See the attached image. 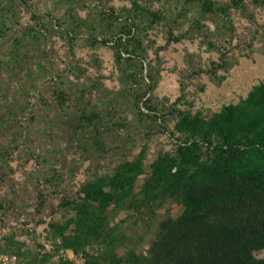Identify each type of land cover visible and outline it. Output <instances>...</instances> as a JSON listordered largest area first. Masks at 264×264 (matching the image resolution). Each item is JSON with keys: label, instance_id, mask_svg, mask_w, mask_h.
Listing matches in <instances>:
<instances>
[{"label": "trees", "instance_id": "16d2710c", "mask_svg": "<svg viewBox=\"0 0 264 264\" xmlns=\"http://www.w3.org/2000/svg\"><path fill=\"white\" fill-rule=\"evenodd\" d=\"M94 1L87 9L99 17L68 12L70 20H56L36 14L29 0H0V183L9 181L6 170L15 150L23 147L32 161L20 190L26 201L16 203L15 192L0 195V214L11 209L24 216V225L33 221L32 228L0 233V263L5 257L50 264L55 257L58 264H264V256L255 255L264 250V77L236 102L206 113L183 98L176 102L184 108L157 103V60L144 64L147 31L160 24L165 43L154 58L172 42L196 38L219 55L192 75L220 83L224 77L217 72L227 71L232 59L219 40H233L230 14L242 10L245 0H156L162 9L153 8V0L119 7ZM60 2H69L70 11L71 0ZM21 7L29 16L24 24L15 12ZM179 19L187 26L175 33ZM52 37L68 52L65 68L54 73L46 58L53 52ZM77 47L111 51L120 87L111 89L106 102L89 105L83 97L97 81L80 78ZM14 75L27 80L19 86L27 98L4 92V80ZM36 80L40 86L48 80L50 87L45 99L40 93L33 103L29 94ZM128 114L146 127L137 138L127 131ZM36 122L52 126L34 128ZM157 132H168L171 147L148 159V140ZM37 133L43 141L36 149L31 136ZM69 150L73 156L67 158ZM44 224L45 242L33 252L18 232L29 236Z\"/></svg>", "mask_w": 264, "mask_h": 264}, {"label": "rangeland", "instance_id": "374dc122", "mask_svg": "<svg viewBox=\"0 0 264 264\" xmlns=\"http://www.w3.org/2000/svg\"><path fill=\"white\" fill-rule=\"evenodd\" d=\"M19 2V0H16ZM71 8L68 11L65 6L69 2H60V0H29V7H32L36 14L47 15L50 14L56 20L69 19L68 12L73 16L80 18L87 17L91 14L94 18L99 17V12L94 9H87L88 6L92 7L94 0H71ZM129 0H111L108 5L113 7H119L121 5H128ZM160 2L153 0L152 7L162 9L163 6ZM242 10H232L230 14L231 24L233 25V31L230 33L233 35V40H226L224 37L220 38L219 43L224 46L226 51V58L230 60L229 68L227 71L219 69L217 75L223 76L224 78L220 83L216 84L211 81L207 75L202 74L200 76L192 75L193 70L200 66L203 69L210 67V61L218 60V53L216 51H207L204 46L198 43V39L193 40L187 39L177 43H170L164 50L158 53V57L154 58V51L165 43V29L160 25H156L154 28L147 31V39L145 44L148 45V56L144 64H147L150 59L152 62L157 60V66L155 62V69L158 68L156 77V88L153 92V97L157 103H162L164 106H169L175 103V106L184 108V104L176 102L177 99L183 98L182 100L193 101V109H199L206 113H213L218 111L224 104L236 102L240 97L245 96L250 87L258 83L264 77V0L262 4L255 5L252 0H245ZM3 8L0 7V12H3ZM20 21L24 24L28 21V14L26 10L21 7L16 9ZM8 14V13H7ZM70 20V19H69ZM104 21L107 18L104 17ZM180 24L175 33L180 29H184L187 26L188 21L179 19ZM205 26L209 29H213L214 25L210 21H202ZM10 23V18H9ZM173 26V25H172ZM225 40V41H224ZM79 42H82L79 41ZM51 45L53 52L46 55L47 61L52 65V72L62 70L66 66L68 54L65 44L61 39L52 37ZM77 55V65L79 66L80 76L83 81H97V85L92 89L91 93H86L83 97L90 101L88 104H98L100 101L108 100V96L111 95V89L116 90L120 87V83L116 79V69L112 63V53L106 47L97 48L96 50H87L85 47H77L75 50ZM92 54H94L92 56ZM188 55H192V58H188ZM93 58H97L95 62ZM187 58L191 67L187 66ZM43 60V59H42ZM44 63V61H43ZM145 67V66H144ZM36 69V66H32ZM147 70L144 68V74ZM70 79L75 78L72 74L67 72ZM146 75V74H145ZM15 78L12 81L4 80L3 84H6L7 89L15 91L14 95L18 100L27 98L21 92L20 85L27 86V80H23L18 75H14ZM184 85V89L181 90V86ZM34 86L37 89L31 88L29 99L33 103L39 101L40 93H43L42 99H45L50 87V83L46 80V83L39 85V80H36ZM200 87L203 89L201 90ZM24 88V87H23ZM4 89V90H5ZM9 92V91H8ZM12 93V92H11ZM10 93V94H11ZM8 95V94H6ZM25 96V97H24ZM74 106H71V109ZM37 108V107H35ZM74 112V110L72 109ZM129 124H127V131L131 132L135 137L137 132H142L146 129L144 124L138 125L131 114H128ZM39 121V119L37 120ZM48 123V120L45 119ZM46 123L36 122L33 127L37 126L45 127ZM52 126V125H51ZM50 125L47 126L49 129ZM17 127V124L14 125ZM33 131V130H31ZM137 138V137H135ZM31 139L32 146L37 149L38 145L43 141V136L40 134H33ZM62 143V140H58ZM141 142H136V147L132 153H136L140 148ZM149 155L148 159L153 157L154 152L159 150H166L171 147V137L168 132L155 133L148 140ZM25 149L23 147L18 148L10 156V167H7L6 173L8 174L9 181H3L0 183V195L3 198L11 197V192H15L18 196L19 201L16 203L23 204L26 201L27 194H24V190L20 191L26 180V173L32 168V161L26 159L24 154ZM69 150L67 154L70 152ZM73 156L69 153L68 157ZM30 191V190H29ZM20 193V194H19ZM171 212L173 214L178 212L177 207H172ZM23 215H18L16 211L7 209L0 214V233L4 234L10 231L12 227L20 231L24 228H32L33 221H27L26 225L22 223ZM58 217V216H56ZM47 221H49L47 219ZM23 227V228H22ZM47 224L37 226L35 233L26 236L23 232H18V239L24 240L26 247L34 252L36 243L45 242V234ZM45 248L48 249V244H45ZM68 257H72L71 252H66ZM257 257L264 256V250L255 253ZM3 259V258H2ZM56 258L53 257L50 264H58ZM0 264H22L14 259L1 260Z\"/></svg>", "mask_w": 264, "mask_h": 264}, {"label": "built area", "instance_id": "2783aa9c", "mask_svg": "<svg viewBox=\"0 0 264 264\" xmlns=\"http://www.w3.org/2000/svg\"><path fill=\"white\" fill-rule=\"evenodd\" d=\"M12 259H13V258H12ZM3 260H7V258L4 257V258L2 259V261H3Z\"/></svg>", "mask_w": 264, "mask_h": 264}]
</instances>
